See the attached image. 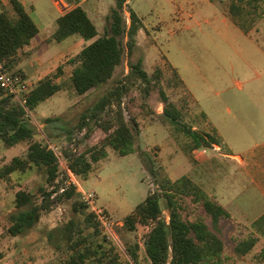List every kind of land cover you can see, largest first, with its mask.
Returning <instances> with one entry per match:
<instances>
[{"label": "rangeland", "instance_id": "rangeland-1", "mask_svg": "<svg viewBox=\"0 0 264 264\" xmlns=\"http://www.w3.org/2000/svg\"><path fill=\"white\" fill-rule=\"evenodd\" d=\"M23 1L38 28H41L39 29L42 34L48 36L56 28V8L59 12H64L68 7L63 6L65 0H62L63 3L59 0ZM101 1L102 7L96 10V7L91 5L92 0H80V4L95 23L99 35H102L108 26L106 15L112 8L111 5H115L114 0ZM126 2L129 8L131 6L140 15L152 43V52L146 64L149 74L155 68L152 65L153 58L157 62L164 59L177 66L187 81L190 98L180 85L175 84L172 71L165 67L161 87L170 101L183 111L182 124L200 132L205 129L202 118L204 115L226 144L222 150L217 145L218 151L213 150V147H201L206 150L205 153L197 154L195 151L199 149L193 153L195 148L191 138L179 129L162 122L160 116L163 106L156 91L145 99L138 89L133 88L124 99L126 105L134 99L140 110L137 121L138 152H135L136 155L132 153L119 156L108 147L110 153L107 159L95 164L88 178L77 176L75 179L84 192L94 193L96 205L102 207L112 220L118 241L106 240L116 246L122 263L127 259L123 245L136 242L141 246V261L146 264L143 259L142 239L148 227L138 225L135 232H129L122 227L123 218L132 212L146 195L157 190L160 180L169 176L180 177L185 172H188V178L194 184L211 197L214 178L226 180V166H215L213 163L204 165L202 161L212 155L222 160L227 145L233 151H240L264 139V15L249 34L244 35L230 24L227 15L228 0L219 5L222 18L226 17V22L222 20L217 7L205 8L198 0ZM8 6L10 8L9 3ZM195 7H200V15L197 14L194 20H191L188 14ZM125 17L129 24L127 9ZM142 37L146 40L147 34L143 32ZM48 38L43 42L34 41L31 47L22 51L18 56L17 66L23 74L22 77L30 82L32 87L44 77L52 76L62 89L39 104L29 118L38 130L36 138L42 143H47L46 137L52 136V145L65 153L75 136V144L78 146V152H81L92 146L100 134L94 133L91 139H86L84 132L80 134L74 131L69 136L66 130H73L81 113L91 107L118 79L125 76L129 71V62L135 61L137 56L144 52L139 47L131 57L125 54L122 65L116 68L109 83L84 95H77L71 87L69 77L71 71L79 65V52L88 43L78 35H72L61 42H48ZM16 69L11 72L15 73ZM167 81L171 83L168 85ZM46 119L52 121L46 122ZM27 145L28 142H21L13 147H6L0 141V167L15 156L25 157ZM198 155L200 157L196 159L195 156ZM152 167L154 173L148 169ZM60 171L58 181L64 176L61 168ZM11 180L13 184L8 188H4V183L0 182V214H6V221L0 223L3 224V238L7 237L4 233L7 234L9 215L14 212L15 192L21 188L35 194L38 188L47 187L45 174L33 166L23 173L16 172ZM47 188L51 190V187ZM77 198L79 200V194ZM178 204L185 220L203 218L202 209L190 199H180ZM162 208V217L168 222L170 211L165 200H162ZM86 211L90 213L88 209ZM72 216L70 202L55 200L49 210L41 214L36 228L51 230ZM215 231L222 234L225 241L224 264H264L263 235L257 237L260 241L250 253L239 256L235 254L234 246L239 240L246 238L250 229L233 219L231 224L216 228ZM101 235L106 238L102 233ZM2 247L12 250L10 264H60L66 258V250H56L49 246L44 236L33 238V241L29 242L20 236L8 235Z\"/></svg>", "mask_w": 264, "mask_h": 264}, {"label": "trees", "instance_id": "trees-1", "mask_svg": "<svg viewBox=\"0 0 264 264\" xmlns=\"http://www.w3.org/2000/svg\"><path fill=\"white\" fill-rule=\"evenodd\" d=\"M65 1L70 9L56 19V28L47 41L61 42L72 35H78L88 43L79 52V65L71 71L69 77L75 93L84 95L109 83L116 68L122 65L125 54L131 57L139 49L137 34L142 24L128 7L127 0H114L115 5L106 15L108 26L99 35L95 23L80 5V0ZM209 1L219 7L225 0ZM228 1L227 15L244 34H248L264 15V0ZM8 3L10 9L0 3V63L10 74L23 76L19 69L15 73L11 71L17 66L18 51L31 43L39 28L20 0H8ZM125 9L129 12V24ZM128 68L125 76L81 113L73 130H66L69 136L74 131L84 132L86 139H91L94 133L100 134L95 144L69 157L68 167L75 176L86 179L92 171V165L107 156L108 147L119 156L138 152L137 121L140 110L133 98L127 105L124 102L133 88L138 89L145 99L156 91L163 106L160 116L162 122L189 136L194 148L219 145L213 133L199 132L182 124L181 111L161 87L164 78L161 68L156 67L148 74L144 68L143 53L135 61L129 62ZM172 75L175 84L180 85L176 72L173 71ZM54 80V77L47 76L34 85L26 96L25 107L29 112L35 111L39 104L62 89ZM51 121L46 119V122ZM37 135L38 130L31 123L24 106L0 89V141L6 147L28 142L25 157H13L9 163L0 167V179L8 183L13 173H23L33 166L43 171L47 187L55 186L50 191L47 187H40L35 194L24 189L18 190L14 194V212L9 217L7 234L11 237L20 236L29 242L44 236L49 246L56 250H66V258L60 264H143L140 258L141 246L136 242L123 245L127 259L122 263L116 246L101 235L94 215L88 213L85 204L78 200L74 186H69L55 198L70 202L73 216L51 230L36 228L41 214L49 210L55 201L51 195L57 192L65 179L56 182L61 173L59 161L48 144L36 138ZM46 138L52 143V136ZM148 169L154 173L153 167ZM185 198L202 209L203 218L189 221L182 217L178 200ZM162 200L166 201L170 211L168 222L162 217ZM232 221V216L221 205L191 179L182 176L173 182L167 178L160 180L157 190L146 195L123 218L122 227L129 232H135L138 225L148 227L142 244L146 264H224L225 241L223 235L215 229L226 227ZM252 229L264 233V216L252 224ZM257 241L254 233L248 234L235 244V254L244 256Z\"/></svg>", "mask_w": 264, "mask_h": 264}, {"label": "crops", "instance_id": "crops-1", "mask_svg": "<svg viewBox=\"0 0 264 264\" xmlns=\"http://www.w3.org/2000/svg\"><path fill=\"white\" fill-rule=\"evenodd\" d=\"M20 1L23 3V5L29 11V9L26 6V4L24 3V1L23 0H20ZM59 1L61 3H63L62 0H59ZM198 2L200 4H202V6H204L205 8H207L209 6V7H213V9L216 7H217V9H219V7L216 4H213L209 0H198ZM0 3L6 9H10L8 6V2H6V0H0ZM130 3L131 2H128V4H130ZM91 5L95 6L96 10H97L99 7H102V1L101 0H92ZM63 6H65V7L68 6L64 12H66L67 10L70 9V6L68 5V3H65V4L63 3ZM111 6L113 7L114 5H111ZM130 8L134 11V9L131 6H130ZM56 10L58 12V17L64 13V12H59L57 8H56ZM200 10H201L200 7L193 8L191 10V13L188 14L189 19L194 20V18L196 17L197 14L200 15ZM85 11H86V9H85ZM134 12L142 24V27L138 31V34H137V44L139 47H141L143 49V52H144V68H145V71L149 74L150 71L147 70L146 64H147V61L150 58L149 56L152 52V43L150 42V40L148 38L147 28L143 24L140 15L136 11H134ZM218 12L222 18V14L220 12V9L218 10ZM222 20L224 22H226V17H223ZM230 24L235 26L232 22ZM40 29H39V32L36 35V37L31 41V43L18 51V56H20L22 51L31 47V45L33 44L34 41L43 42L48 37H50V35L48 36L45 33L42 34ZM143 32H145V34H147L146 40L144 37H142ZM248 34H244V35H248ZM85 43H87V42H85ZM153 61H152L153 67L161 68L164 75H165V67H168V69L172 72L173 71L176 72V74L178 75L179 82H180V87H182L184 89V91L188 94L187 81L182 76L180 71L177 69V66L171 64L170 62H168L167 60H164V59L161 62H157L153 58ZM17 65H19V62L17 63ZM16 68L20 69L19 66H16ZM188 96H189V94H188ZM189 98H190V96H189ZM176 107L181 111V113H183V111L181 110V108L178 105H176ZM200 115H202V114H200ZM202 118H203V127L205 126V129L201 130V132H208L211 134L213 133L216 136V138L218 139L219 148H221V150L224 149L225 148L224 146H226V144H225V141L223 139H221L220 133L218 131H216V129H215V127H213V125H211L210 121L206 120L204 115H202ZM192 129L195 130L193 127H192ZM226 148H227V151H225L223 153L222 160L221 159L219 160L216 155H212V156L206 157L202 161V163L204 165L208 164V163H213L215 166H221V165L226 166V168H225L226 173H227L226 180H223L221 178H219V179L214 178L213 184H212V195H211V197L215 202H217L219 205H221L232 216V218L234 220L239 222L242 226L249 228L250 229L249 234L254 233L257 237H260V235L264 236V233H261V232L258 233L252 229V224L254 222H256L259 218L264 216V139L259 141V142H255L251 147L246 148L244 150H240V151H235V150L233 151L229 147V145H227ZM196 149H200V148H195L192 150V152ZM106 152H107V156L104 159H101L98 162L94 163L92 165V170H93V167L95 164H98L99 162L107 159V157L110 153L108 148L106 149ZM160 152L163 153V150H161ZM133 154L136 155L135 153H133ZM15 157H17V156H15ZM199 157H200L199 155L195 156L196 159H198ZM91 172L89 173V175L91 174ZM15 173L12 174L11 179L13 178V175ZM182 176L188 177V172L183 173L180 177H182ZM180 177L172 178L171 176H169V178H167V179H169L173 182V181H175L174 179L177 180V178H180ZM0 182L4 183V186H3L4 188H8L13 184L12 180H10L7 183V182L0 179ZM5 216H6L5 213L0 214V223L3 221H6ZM9 217H10V215H9ZM2 227H3V224H0V264H10L9 259H10V253L12 252V250L7 249V247L6 248L2 247L4 245L6 238L8 237V234L4 233L5 236H7V237L3 238L4 236H3V232L1 230V229H3ZM6 230H7V228H6ZM259 241L260 240L258 238V241L254 245V247L258 244ZM250 251L248 253H250ZM247 254H245L244 256H246Z\"/></svg>", "mask_w": 264, "mask_h": 264}, {"label": "built area", "instance_id": "built-area-1", "mask_svg": "<svg viewBox=\"0 0 264 264\" xmlns=\"http://www.w3.org/2000/svg\"><path fill=\"white\" fill-rule=\"evenodd\" d=\"M32 85L26 79H24L21 75H12L8 71H6L3 65L0 63V89L5 92L6 95L10 96L13 100L20 103L26 109V112L29 117H31V113L25 107L26 96L32 89ZM82 133V132H81ZM80 133V134H81ZM75 136L72 138L71 146H69V150L67 152H62L57 150V148L47 141L49 149H51L56 155L60 168L63 170L64 176H61V179L65 178L64 181L60 184L59 189L56 193L51 195V199H55L57 194H61L67 189L69 186L75 187V192L79 194V200L85 204L90 213H92L95 217V220L98 223L99 230L108 240L118 241L113 230V223L107 213L104 211L102 207L96 205V200L94 193H86L81 188L80 185L76 181V177L68 167V159L71 155L78 154L77 145L75 144ZM201 149V148H200ZM196 150L197 154L205 153V149ZM213 150L218 151V146L214 145ZM58 182V180L56 181ZM55 186L51 187L53 190ZM50 191V190H49ZM143 244V239H142Z\"/></svg>", "mask_w": 264, "mask_h": 264}]
</instances>
